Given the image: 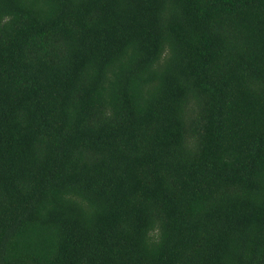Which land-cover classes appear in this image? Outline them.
<instances>
[{"label": "trees", "instance_id": "obj_1", "mask_svg": "<svg viewBox=\"0 0 264 264\" xmlns=\"http://www.w3.org/2000/svg\"><path fill=\"white\" fill-rule=\"evenodd\" d=\"M0 264H264V0H0Z\"/></svg>", "mask_w": 264, "mask_h": 264}]
</instances>
